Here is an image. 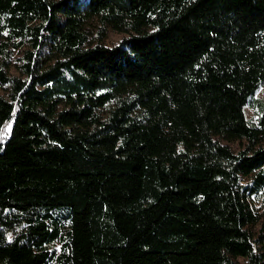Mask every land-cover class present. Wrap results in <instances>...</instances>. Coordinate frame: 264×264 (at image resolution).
Wrapping results in <instances>:
<instances>
[{
    "label": "trees",
    "instance_id": "16d2710c",
    "mask_svg": "<svg viewBox=\"0 0 264 264\" xmlns=\"http://www.w3.org/2000/svg\"><path fill=\"white\" fill-rule=\"evenodd\" d=\"M261 86L264 0H0V264H264Z\"/></svg>",
    "mask_w": 264,
    "mask_h": 264
},
{
    "label": "rangeland",
    "instance_id": "374dc122",
    "mask_svg": "<svg viewBox=\"0 0 264 264\" xmlns=\"http://www.w3.org/2000/svg\"><path fill=\"white\" fill-rule=\"evenodd\" d=\"M91 29L92 26H90ZM107 35L106 37L102 40V43L106 46H113L115 45L116 43H118V41L127 36L128 34H125V33H120V32H116L110 28L107 29ZM95 38V36H94ZM23 56V49H15L12 53V58L14 60V63H12V65H10V67L8 68V73L10 75H13V76H20V77H24L18 67H17V64L19 61L16 60V58H20ZM0 93H4L3 90L0 89ZM261 103H264V86H261L256 94L254 95L251 103L249 105H247L245 107V113H246V116L252 120H255L256 118V113H258L259 111V106L258 104H261ZM223 143L224 144H227L233 151H238L239 149L243 148L244 147V141H238V140H235V141H227V140H223ZM248 181L245 180L244 183H247ZM263 198H255V199H252L251 200V203L253 204V206L255 208H260L262 207L264 201L262 200ZM239 262L240 264H244V260L242 258L239 259Z\"/></svg>",
    "mask_w": 264,
    "mask_h": 264
}]
</instances>
